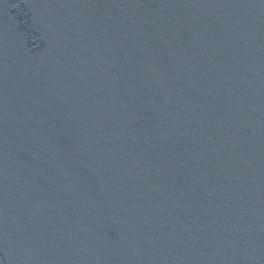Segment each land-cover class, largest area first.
<instances>
[{
  "label": "water",
  "instance_id": "obj_1",
  "mask_svg": "<svg viewBox=\"0 0 264 264\" xmlns=\"http://www.w3.org/2000/svg\"><path fill=\"white\" fill-rule=\"evenodd\" d=\"M0 264H264V0H0Z\"/></svg>",
  "mask_w": 264,
  "mask_h": 264
}]
</instances>
